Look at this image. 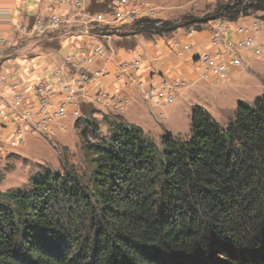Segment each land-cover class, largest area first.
I'll return each mask as SVG.
<instances>
[{
    "label": "trees",
    "instance_id": "obj_1",
    "mask_svg": "<svg viewBox=\"0 0 264 264\" xmlns=\"http://www.w3.org/2000/svg\"><path fill=\"white\" fill-rule=\"evenodd\" d=\"M258 12L264 0H216L195 31ZM193 24L132 29L152 40ZM97 113L83 104L74 121L83 173L46 169L0 190V264H264V93L225 125L192 106L190 135L165 131L160 144L117 115L101 134Z\"/></svg>",
    "mask_w": 264,
    "mask_h": 264
},
{
    "label": "built area",
    "instance_id": "obj_2",
    "mask_svg": "<svg viewBox=\"0 0 264 264\" xmlns=\"http://www.w3.org/2000/svg\"><path fill=\"white\" fill-rule=\"evenodd\" d=\"M89 0H69L70 10L83 9ZM111 7L114 15L107 19L102 12L96 13L89 22L77 24L76 32L84 38H98V47H88L83 54L72 53L63 58V65L53 71V80L38 82L32 88V96L36 100L34 110L25 104L27 97L18 92L11 95L12 106L17 111V119L13 125V137L11 143L6 146L2 143L0 133V152L3 149L14 148L17 143H24L27 133L44 137H55L59 133L66 132L68 118L77 119L81 116L83 104H105V100H112L110 111L114 114H123L131 103L129 88L137 87L143 93L144 98L158 112L157 118L164 121L163 108L173 104L176 94L188 84L183 80L163 81L157 88L147 87L144 82L138 80L140 71L141 54L129 62L120 64L116 71V81L122 85V92L111 94L102 88H98L91 96L88 94L90 85H98L108 76L105 66L94 67L96 61L109 58L106 46L102 42L109 36L102 32L106 27H116L119 23L133 24L143 15L149 16L152 11L143 14L140 9L130 5V0H113ZM12 6L10 0H5L0 6V25L12 26L13 38L25 39L34 35H43L58 30L62 25L69 23L55 14L46 18L35 16L31 22L13 23L11 19ZM259 28L256 22L251 26H240L235 23L216 20L213 21L210 35V46L215 49L213 54H199V81L223 82L233 70H242L244 61L243 52H250L252 56H260L262 50L254 43L251 31ZM74 31V32H75ZM193 29L187 31L188 35L194 34ZM236 32L243 36L236 42H230L228 34ZM0 42L5 40L0 36ZM171 46L174 54L183 58L186 54L195 52L196 45L182 43L178 38H172ZM59 97L58 100H56Z\"/></svg>",
    "mask_w": 264,
    "mask_h": 264
},
{
    "label": "crops",
    "instance_id": "obj_3",
    "mask_svg": "<svg viewBox=\"0 0 264 264\" xmlns=\"http://www.w3.org/2000/svg\"><path fill=\"white\" fill-rule=\"evenodd\" d=\"M69 0H10L12 10L11 19L13 23L31 22L35 16L46 18L51 14H55L69 23L61 26L62 28L49 32L47 35H34L25 39L13 38V27L0 25V36L5 40L0 42V133L10 139L13 135V125L17 119V111L12 106L11 95L18 92L27 97L25 104L32 110L36 107V100L32 96V88L38 82H47L53 80V71L63 65V58L72 53L83 54L87 48L92 47V40L84 38L76 32L77 24L85 23L84 17L74 15L73 10L68 6ZM248 18V17H247ZM244 18L235 22V25H241ZM81 22V23H80ZM213 23V22H212ZM211 26L208 25L209 31L200 35H188L185 40L180 36L178 30L169 37H157L147 40L140 35H134L132 42L126 44H116L110 39L102 42L107 48L109 58L103 61H96L94 67L105 66L108 69V76L98 85H90L88 94L91 96L99 87L108 93L115 94L122 92V85L116 81V71L120 64L129 62L135 58L137 54H141L143 59L140 64L138 80L145 83L147 87H158L163 81L183 80L187 82L184 88H192L201 83L209 85L211 90H202L203 94L199 98L194 94L193 99H183L181 105L186 108L195 106V101H201L202 108H210L209 96L212 88L217 82L205 83L199 81V64L198 56L202 53L213 54L215 49L210 46L209 40L211 35ZM75 31V32H74ZM178 38L182 43H192L196 45L195 52L186 54L183 58L177 57L172 49V38ZM243 36L236 32H230L228 39L230 42H236ZM50 41L49 44H42L38 41ZM25 41V42H22ZM57 41V42H53ZM56 43L54 45L50 43ZM250 52H243L244 69L233 70L229 77L225 80L229 83L242 85L250 78L247 71L250 69L248 57ZM223 82L219 84H223ZM226 84V83H224ZM182 88V89H184ZM181 89V90H182ZM180 90V91H181ZM131 95V106L127 109V115L124 116L128 123L138 125L146 134V127L157 115V111L144 98L140 89L135 86L129 88ZM207 94L209 95L207 97ZM59 97L56 99L58 100ZM195 100V101H194ZM242 101L248 103L246 99ZM123 115V114H122ZM166 130L172 132L168 126ZM147 135V134H146ZM8 146L9 144H4Z\"/></svg>",
    "mask_w": 264,
    "mask_h": 264
},
{
    "label": "rangeland",
    "instance_id": "obj_4",
    "mask_svg": "<svg viewBox=\"0 0 264 264\" xmlns=\"http://www.w3.org/2000/svg\"><path fill=\"white\" fill-rule=\"evenodd\" d=\"M4 1L0 0V6ZM112 2L113 0H89L83 9L74 10L73 13L74 15L77 14V16L82 15L85 20L84 22H89L90 18L99 12H102L107 19H112L115 12L111 7ZM215 3L216 0H130V5L140 9L143 14H147V11H152L149 16L143 15L141 18L160 19L163 21H172L177 24L185 22L195 23L191 27L179 29V35L184 36L183 38L185 40L187 39V34L184 35V31L187 32L189 29L195 31L196 26H200L199 22L205 21L207 14L213 9ZM262 17H264V13L258 12L251 17H245L241 21V25L246 27L251 26L254 22L258 24L259 28L255 29V32L251 31V35L254 37L255 45L262 50L260 56L248 57L250 60L249 64H251L250 69L247 71L250 76L248 81L242 85H237L234 82L231 85L228 81H224L226 84H219L221 82H217L212 88L213 92L211 94L213 95L209 96L207 94L211 107L205 110L221 125L227 123L228 118L236 111L237 104L242 99H246L249 101L248 103H251L256 97L264 93V87L262 85V79L264 77V24L260 19ZM212 22L210 21L205 25H201L203 29L196 30L194 34L200 35L201 33L209 31L206 27L208 25L211 26ZM102 32L109 36L108 40L110 39L113 43L119 45H127L132 42L134 36L132 24L129 25L128 23H119L116 27H106L102 29ZM38 42L46 45L50 41L42 40ZM53 42L50 44H56ZM208 86L201 83V86L196 85L192 88H184L179 91L176 94L177 97L173 104L163 108L164 121L160 122L156 115L148 127H146V134L156 144H160L162 135L167 131V126L172 129L173 135L175 136H189L190 108H186L180 102L186 98L193 99L194 94L200 98L203 94L202 90H211ZM201 101L198 100L194 103L201 105ZM93 106L99 111V113L94 115V118L101 134H105L107 130V124L103 118L105 115H117L126 120L124 116L127 115V110L122 115L112 113L108 103H97ZM130 106L131 103L127 109ZM77 119L68 118L64 122L67 131L59 133L55 137L50 138L27 133L24 137V143L21 144L18 142L14 148L3 149L0 152V190L27 188L34 174L46 169L61 171L63 166L67 168L73 166L80 173H83L85 169V158L82 147L85 143V137L82 134L85 129L82 124L78 128L75 127L74 121ZM12 137L8 139L1 132V140L4 144H10ZM87 140L93 142L90 137Z\"/></svg>",
    "mask_w": 264,
    "mask_h": 264
},
{
    "label": "bare ground",
    "instance_id": "obj_5",
    "mask_svg": "<svg viewBox=\"0 0 264 264\" xmlns=\"http://www.w3.org/2000/svg\"><path fill=\"white\" fill-rule=\"evenodd\" d=\"M91 40H92V47H98V38H91ZM141 61L142 59H140V64ZM198 61H199V56H198ZM105 103H108V105L112 107V100H105Z\"/></svg>",
    "mask_w": 264,
    "mask_h": 264
}]
</instances>
